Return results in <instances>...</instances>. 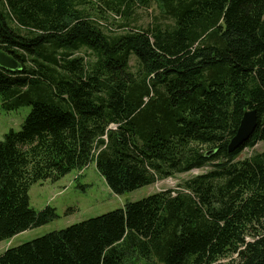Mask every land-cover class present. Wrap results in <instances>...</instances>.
<instances>
[{"label":"trees","instance_id":"16d2710c","mask_svg":"<svg viewBox=\"0 0 264 264\" xmlns=\"http://www.w3.org/2000/svg\"><path fill=\"white\" fill-rule=\"evenodd\" d=\"M0 51L20 68H0L3 108H32L0 140V242L57 219L34 184L93 163L117 195L206 169L0 264H264V152L236 160L264 141V0H0Z\"/></svg>","mask_w":264,"mask_h":264},{"label":"rangeland","instance_id":"374dc122","mask_svg":"<svg viewBox=\"0 0 264 264\" xmlns=\"http://www.w3.org/2000/svg\"><path fill=\"white\" fill-rule=\"evenodd\" d=\"M155 6H151L152 8L148 10L136 9L134 19L136 18L137 22L135 24L146 27L158 18L162 20L160 11ZM116 18L115 21L111 18L109 24L116 32H121L118 25L124 23L125 20L118 19L119 17ZM132 64H134L133 61ZM31 109V106H23L14 111H7L3 108V101L0 99V140H3V136L11 130L20 131ZM261 152H264V141L258 143L252 150L249 148L244 149L236 160H244ZM83 171L82 174L79 171H73L56 183L48 181L34 184L31 187L29 192L30 206L37 211L48 206L55 208L58 217L47 225L25 231L11 239L0 242V255L8 249L20 247V245L48 233L60 231L84 220L122 209L127 203L141 201L160 191L177 189L184 181L205 172L206 169L194 170L191 174L177 175L155 185L146 186L122 195L114 194L111 191L94 163Z\"/></svg>","mask_w":264,"mask_h":264},{"label":"water","instance_id":"95a60500","mask_svg":"<svg viewBox=\"0 0 264 264\" xmlns=\"http://www.w3.org/2000/svg\"><path fill=\"white\" fill-rule=\"evenodd\" d=\"M0 68L11 71L12 73L20 70L19 63L16 62L14 57L3 51H0ZM243 115L241 124L238 127L235 136L230 141L228 153H233L244 146L253 136L257 128L258 115L256 110L247 111Z\"/></svg>","mask_w":264,"mask_h":264},{"label":"crops","instance_id":"0c3cea01","mask_svg":"<svg viewBox=\"0 0 264 264\" xmlns=\"http://www.w3.org/2000/svg\"><path fill=\"white\" fill-rule=\"evenodd\" d=\"M84 172V171H83ZM82 173V172H81Z\"/></svg>","mask_w":264,"mask_h":264}]
</instances>
